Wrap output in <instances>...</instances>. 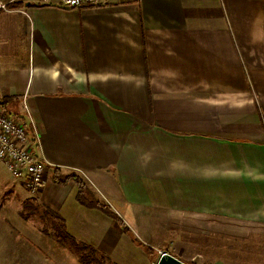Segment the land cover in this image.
I'll return each instance as SVG.
<instances>
[{
    "label": "crops",
    "instance_id": "crops-1",
    "mask_svg": "<svg viewBox=\"0 0 264 264\" xmlns=\"http://www.w3.org/2000/svg\"><path fill=\"white\" fill-rule=\"evenodd\" d=\"M12 5L0 9V106L39 130L38 201L105 255L138 229L191 231L218 236L221 253L236 239L235 258L210 262L264 264V0ZM71 173L112 213L56 180Z\"/></svg>",
    "mask_w": 264,
    "mask_h": 264
},
{
    "label": "rangeland",
    "instance_id": "rangeland-1",
    "mask_svg": "<svg viewBox=\"0 0 264 264\" xmlns=\"http://www.w3.org/2000/svg\"><path fill=\"white\" fill-rule=\"evenodd\" d=\"M12 4L9 5V8L16 7ZM81 179L86 183L96 200H99L90 184L82 177ZM100 202L106 204L102 200ZM74 203L73 198H71L69 205ZM41 206L37 196H31L27 193L16 180H13L6 167L0 163V264H83L71 246H60L56 239L42 231L43 225H49L54 218ZM68 214H72L71 211ZM77 216L68 219V223L74 226L72 228L77 227L74 224L78 221ZM151 226L156 227L154 224ZM86 227L90 226L86 225ZM67 228L69 231L71 230L72 234L77 232ZM102 229V226H99L100 233H102ZM99 232L97 229L94 230V234H99ZM158 232V230H153L145 233L138 229L139 235L136 236L145 245L140 243V240L139 242H131L130 236L128 239L125 238L127 236L117 237L120 240L117 242L114 253H110L111 256L102 252L98 254L87 252V254L90 255L91 260L95 256L99 259L101 254L112 260L111 262L101 259L93 260L91 264H156L161 252L165 251L188 264H221L210 261L214 258H220V256L235 258L236 255L234 252L237 248L236 239L232 237L228 239L227 246L229 251L231 248L234 251L230 253L224 249L227 252L221 253L225 243L218 236L200 235L195 238L190 236L192 235L191 231L167 233V231L162 230H160L159 236ZM112 234L113 231L111 230L110 235ZM105 235L107 236V232ZM111 239H116V235ZM152 244L160 245V249L152 250ZM226 263L234 264L235 259L234 262L226 261Z\"/></svg>",
    "mask_w": 264,
    "mask_h": 264
},
{
    "label": "built area",
    "instance_id": "built-area-1",
    "mask_svg": "<svg viewBox=\"0 0 264 264\" xmlns=\"http://www.w3.org/2000/svg\"><path fill=\"white\" fill-rule=\"evenodd\" d=\"M17 0H0V9L9 10ZM36 5L74 9L111 0H21ZM131 2L135 0H123ZM41 136L31 119L29 125L0 106V163L13 179L23 181L31 196L39 194L47 177L48 162L41 153ZM163 252H161L162 254Z\"/></svg>",
    "mask_w": 264,
    "mask_h": 264
},
{
    "label": "trees",
    "instance_id": "trees-1",
    "mask_svg": "<svg viewBox=\"0 0 264 264\" xmlns=\"http://www.w3.org/2000/svg\"><path fill=\"white\" fill-rule=\"evenodd\" d=\"M57 174V173H56ZM57 177L56 180L59 182H65L67 179H72L73 182H75L76 186L78 187L77 191V200L82 204L86 205L88 207H97L103 210L106 213L111 214V210L109 209V205L106 203H101L100 199L96 200V198L93 196V194L89 191L87 188L86 183L81 179V176L71 173L69 175H58L55 176ZM38 195L37 196L38 198ZM42 204V203H41ZM44 208L47 212L51 213L52 217L54 218L53 221L50 222L49 225H43L42 231L45 234H48L49 236L53 237L54 239L57 240L58 244L60 246H71V248L74 250V252L79 256L80 260L82 261L83 264H91L93 260L98 261L99 259L101 260H106L111 262L112 260L101 254V257L97 259L95 256L93 260L89 258V254L87 252H90L92 254H98L100 251L96 249L95 247H92L88 245L85 242L78 241L67 229L66 221L62 215L59 214V212L50 209L46 205L42 204L41 206ZM144 245V244H143ZM96 258V259H95Z\"/></svg>",
    "mask_w": 264,
    "mask_h": 264
},
{
    "label": "water",
    "instance_id": "water-1",
    "mask_svg": "<svg viewBox=\"0 0 264 264\" xmlns=\"http://www.w3.org/2000/svg\"><path fill=\"white\" fill-rule=\"evenodd\" d=\"M156 264H188L173 254L165 251L163 252Z\"/></svg>",
    "mask_w": 264,
    "mask_h": 264
}]
</instances>
